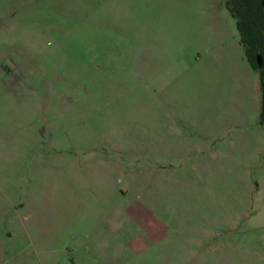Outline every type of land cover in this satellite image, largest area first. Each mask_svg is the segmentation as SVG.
Segmentation results:
<instances>
[{"label":"rangeland","instance_id":"rangeland-1","mask_svg":"<svg viewBox=\"0 0 264 264\" xmlns=\"http://www.w3.org/2000/svg\"><path fill=\"white\" fill-rule=\"evenodd\" d=\"M220 2L0 0V264H78L102 226L92 264H264V128Z\"/></svg>","mask_w":264,"mask_h":264},{"label":"crops","instance_id":"crops-1","mask_svg":"<svg viewBox=\"0 0 264 264\" xmlns=\"http://www.w3.org/2000/svg\"><path fill=\"white\" fill-rule=\"evenodd\" d=\"M219 8H222V9L225 8L229 12V10L226 7L224 0H222V2L219 3ZM229 15H231V13ZM229 15L226 14V16H225L224 10H222L221 16L218 13L215 14L216 18L214 19V25L216 27H218L217 28L218 35L222 38H226V40L228 41V44L226 46L225 51H227L228 54H232V56H234V57L236 56V58H240V59L242 58L243 59V57H244L246 59L243 47H242L241 42H240V34L238 33L239 31L236 30L237 29L236 21L232 17V15L231 16H229ZM246 61H247V63H249L247 59H246ZM249 64H248V66H245V72L252 79L251 83L253 85L254 93L257 95L256 110H257V113L259 114V121H260V108H261V97H262L261 81H260L259 73L256 70H254L252 68V66ZM247 127H249V126H247ZM261 127L264 128L263 125H261ZM109 191H110V193L108 194V197H110V201L112 198H116L118 201H121V198L118 196L119 194L117 192L115 193V190L114 191L109 190ZM95 195H97L96 196L97 200H100L101 195L98 192L95 193ZM120 207H121V204H116L114 207H110L106 211L108 216L103 218L104 222L106 223L109 218L114 217L117 214L119 217L120 213H121V212H119L120 211L119 209H121ZM140 213L141 212H135V216L137 217V216L141 215ZM105 235H106V232H105L103 226L100 227V229L95 230V232L93 234L88 235L89 240L92 238H94V240L93 241L87 240L85 242H82L81 244H83V245L81 247V251L87 252L90 246H91V250L88 253V257H80L78 259V264H92L93 263V261H91V260H94L93 258L95 257V254H96V252H94L93 248H92V246L94 244H117L118 243V242L108 243L105 240ZM131 245L132 246H138V244H131ZM110 247H112V245H110ZM105 255L111 256V258H112L111 249L108 252H104L102 254V257ZM107 261L108 260H104L102 258V264H107ZM96 262H97V260H96Z\"/></svg>","mask_w":264,"mask_h":264},{"label":"trees","instance_id":"trees-1","mask_svg":"<svg viewBox=\"0 0 264 264\" xmlns=\"http://www.w3.org/2000/svg\"><path fill=\"white\" fill-rule=\"evenodd\" d=\"M236 21L240 42L250 65L259 73L261 81L260 123L264 126V8L263 0H224ZM261 55L263 67L259 68L257 56Z\"/></svg>","mask_w":264,"mask_h":264},{"label":"water","instance_id":"water-1","mask_svg":"<svg viewBox=\"0 0 264 264\" xmlns=\"http://www.w3.org/2000/svg\"><path fill=\"white\" fill-rule=\"evenodd\" d=\"M262 6L264 8V0L262 1ZM257 62H258L259 68H262L263 67V60H262V56L261 55L257 56Z\"/></svg>","mask_w":264,"mask_h":264}]
</instances>
